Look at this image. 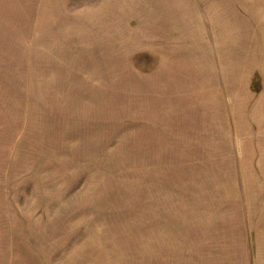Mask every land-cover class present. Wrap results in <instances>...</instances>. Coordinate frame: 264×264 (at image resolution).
Returning <instances> with one entry per match:
<instances>
[{"label":"rangeland","instance_id":"obj_1","mask_svg":"<svg viewBox=\"0 0 264 264\" xmlns=\"http://www.w3.org/2000/svg\"><path fill=\"white\" fill-rule=\"evenodd\" d=\"M0 264H264V0H0Z\"/></svg>","mask_w":264,"mask_h":264}]
</instances>
